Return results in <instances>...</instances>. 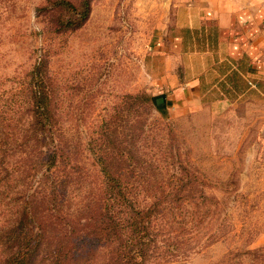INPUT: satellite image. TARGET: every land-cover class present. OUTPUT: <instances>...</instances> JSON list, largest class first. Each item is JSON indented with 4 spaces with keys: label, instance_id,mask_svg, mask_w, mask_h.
Here are the masks:
<instances>
[{
    "label": "rangeland",
    "instance_id": "1",
    "mask_svg": "<svg viewBox=\"0 0 264 264\" xmlns=\"http://www.w3.org/2000/svg\"><path fill=\"white\" fill-rule=\"evenodd\" d=\"M45 5L0 0V144L19 151L16 160L35 166L40 176L35 148L41 144L26 147V131L29 73L39 54L45 56L52 128L64 154L52 178L65 184L55 200L37 185L34 215L44 219L47 234L98 225L107 201L97 159L105 149L115 158L112 147L126 146L134 150L132 162L162 167L154 178L171 183L146 190L189 198L182 210L170 204L162 225L193 251L146 264H264V101L234 76L222 89L205 85L200 103L194 95L166 98L178 87L170 83L168 67L179 61H163V51L155 48L158 28L171 16L162 0H91L86 22L60 33L54 31L56 20L71 15H37ZM141 94L153 97L156 110L147 116L126 100ZM31 148L36 152L27 157ZM13 185L11 192L0 191V233L16 218ZM2 251L0 244V262Z\"/></svg>",
    "mask_w": 264,
    "mask_h": 264
},
{
    "label": "trees",
    "instance_id": "2",
    "mask_svg": "<svg viewBox=\"0 0 264 264\" xmlns=\"http://www.w3.org/2000/svg\"><path fill=\"white\" fill-rule=\"evenodd\" d=\"M90 1L81 0L75 6L67 0H45L46 5L36 12L39 16L45 11L66 12L71 17L65 22L56 20L54 31L73 32L88 19ZM43 57L45 58L39 54L29 73L31 110L26 131V147L28 144L32 147L41 144V147L35 148L39 151L38 165L42 169L40 176L35 166L16 160L19 151L7 148V144H0V191L2 194L3 191L11 192L8 188L14 184L12 191L16 213L15 220L8 221L4 226L6 230H1L0 233L4 254L0 264H146L153 258L168 262L179 254L185 256V253L193 251L187 242L170 236L169 225H162L163 214L171 211L168 209L170 204L173 203L178 210H182L189 198L171 192L146 190V185L149 188H162L171 183H163L154 178L155 174L164 170L162 167L151 165L148 169L141 161L132 162L134 150L126 146L112 147L117 152L115 158L111 157V151L105 149L101 151L104 157L97 159L96 165L104 180L107 201L105 215L98 225L85 232L68 228L56 237L47 234L46 226H43L44 219H38L34 215L37 185L39 184L38 188H47L49 198L55 200L56 197L52 198L53 194L64 189L65 184L58 178H52V169L56 168L58 160L64 154L60 146V135H56L52 128L55 127V118L49 110ZM126 100L142 116L149 115L151 108L156 110L153 97L146 94L127 96ZM139 131L143 133V129L140 128ZM19 140L21 144L18 147H21L23 136ZM35 149H29L26 156H33ZM135 151L140 150L136 148ZM46 182H49L47 186ZM31 189L34 193L27 195ZM158 219L160 224L157 227Z\"/></svg>",
    "mask_w": 264,
    "mask_h": 264
},
{
    "label": "crops",
    "instance_id": "3",
    "mask_svg": "<svg viewBox=\"0 0 264 264\" xmlns=\"http://www.w3.org/2000/svg\"><path fill=\"white\" fill-rule=\"evenodd\" d=\"M162 2L171 16L158 28L155 48L163 61H179L175 72L168 67L170 83L178 87L166 98L194 95L199 101L205 85L222 89L234 76L264 101V0Z\"/></svg>",
    "mask_w": 264,
    "mask_h": 264
}]
</instances>
